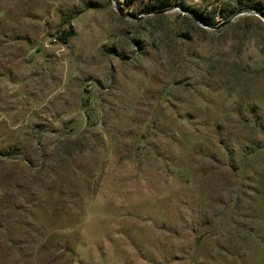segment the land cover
<instances>
[{
  "label": "rangeland",
  "instance_id": "obj_1",
  "mask_svg": "<svg viewBox=\"0 0 264 264\" xmlns=\"http://www.w3.org/2000/svg\"><path fill=\"white\" fill-rule=\"evenodd\" d=\"M263 16L0 0V264H264Z\"/></svg>",
  "mask_w": 264,
  "mask_h": 264
},
{
  "label": "trees",
  "instance_id": "obj_2",
  "mask_svg": "<svg viewBox=\"0 0 264 264\" xmlns=\"http://www.w3.org/2000/svg\"><path fill=\"white\" fill-rule=\"evenodd\" d=\"M126 4H132L136 0H123ZM150 2V9L159 11L163 9L170 8L173 4L174 1L176 0H148ZM120 4V2H118ZM197 14H199L201 17V22L204 23L207 26H210V21L208 18H205L204 16L201 15V12L199 10H195ZM74 35V29L71 26L69 30L62 32L60 36V40L63 41L64 43Z\"/></svg>",
  "mask_w": 264,
  "mask_h": 264
},
{
  "label": "water",
  "instance_id": "obj_3",
  "mask_svg": "<svg viewBox=\"0 0 264 264\" xmlns=\"http://www.w3.org/2000/svg\"><path fill=\"white\" fill-rule=\"evenodd\" d=\"M171 8V7H170ZM170 8H167V9H163V10H159V11H155V13H164L165 11H167L168 9H170ZM264 17V16H263ZM200 23L203 25V26H207V25H205L204 23H202L201 21H200ZM208 27H210V28H214V26H208Z\"/></svg>",
  "mask_w": 264,
  "mask_h": 264
}]
</instances>
